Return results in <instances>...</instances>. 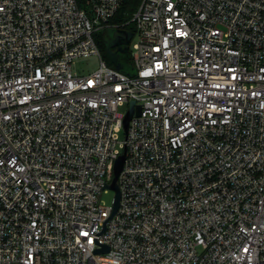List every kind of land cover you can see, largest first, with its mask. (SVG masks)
I'll list each match as a JSON object with an SVG mask.
<instances>
[{
  "label": "built area",
  "instance_id": "obj_1",
  "mask_svg": "<svg viewBox=\"0 0 264 264\" xmlns=\"http://www.w3.org/2000/svg\"><path fill=\"white\" fill-rule=\"evenodd\" d=\"M122 3L0 0V264H264V0H142L133 76Z\"/></svg>",
  "mask_w": 264,
  "mask_h": 264
},
{
  "label": "trees",
  "instance_id": "obj_2",
  "mask_svg": "<svg viewBox=\"0 0 264 264\" xmlns=\"http://www.w3.org/2000/svg\"><path fill=\"white\" fill-rule=\"evenodd\" d=\"M77 1H78V4L80 7L87 8L89 0H77ZM141 2H142V0H123V3H122V6L120 8L119 13L111 21L112 24H118V23L122 24V29L131 32L133 34V38L135 36V26H134V23L131 21V19H132L134 13L138 10ZM101 35H99L98 38H100L101 40H104L102 51H105V53L108 56V60H109V62L108 63L106 62V64L110 68H113L116 70L119 69V71L122 73H125L128 75H133L135 67H134V63H133V59H132L130 45H129V50H128L127 56H120V57H118V59H115V57H112V55L109 52V46H110L111 38L107 41L105 39L106 36L110 37L109 32L103 31L101 33ZM103 37H104V39H103ZM95 40H97L96 37H95ZM110 51L114 52V48H111Z\"/></svg>",
  "mask_w": 264,
  "mask_h": 264
},
{
  "label": "water",
  "instance_id": "obj_3",
  "mask_svg": "<svg viewBox=\"0 0 264 264\" xmlns=\"http://www.w3.org/2000/svg\"><path fill=\"white\" fill-rule=\"evenodd\" d=\"M132 39H133V34L129 31L122 30V29L112 30L111 31V40H110L111 42H110V46H109V52L112 55V57H115V59H118V57H120V56H127L128 50H129V45H130ZM111 48H118V49L116 52H111L110 51ZM118 71H119V69H118ZM134 74H135V70H134ZM133 75H130V76H133ZM134 113H135V102H132L128 112L126 113V116H125L124 122H123L124 123V131H125L126 135L128 134L129 124H130V121H131ZM126 153H127V149L125 148L123 154L119 156V158L117 159V161L115 163L114 179H113L112 183L110 185H107V187H106L107 189L112 190L116 193V201H115V205H114V211H113V214H112L110 219H112L115 216V214L117 213L118 208H119L120 189L118 186V179H119V176H120V174L123 170V167H124V163L126 160ZM108 251H109V248L105 246L102 250L97 251V253H105Z\"/></svg>",
  "mask_w": 264,
  "mask_h": 264
},
{
  "label": "rangeland",
  "instance_id": "obj_4",
  "mask_svg": "<svg viewBox=\"0 0 264 264\" xmlns=\"http://www.w3.org/2000/svg\"><path fill=\"white\" fill-rule=\"evenodd\" d=\"M103 31H108L109 34H110V37L106 36L105 39L106 41L109 40L111 38V30L110 29H102L100 31H97L95 37H96V41H97V45H98V48H99V51L101 53V56H102V59L105 61V62H109L108 60V56L107 54L105 53V51H102V47H103V44H104V40H101L99 37V35H101V33ZM102 36V35H101ZM135 38V37H134ZM104 39V37H103ZM133 41L130 43V50L132 51L133 50V44L135 43L136 39H132ZM75 67L76 69L83 73V74H89L91 72H93L94 70H96L98 68V59L93 57V58H86V59H78L75 63ZM127 110V105L121 107V112H126ZM126 140V133L124 131V129L120 132L119 134V145H118V149L123 152V148H122V145L123 143L125 142ZM115 197V192L112 191V190H109L107 192H105L103 195H102V201L106 204V205H111L112 203V200L113 198Z\"/></svg>",
  "mask_w": 264,
  "mask_h": 264
},
{
  "label": "flooded vegetation",
  "instance_id": "obj_5",
  "mask_svg": "<svg viewBox=\"0 0 264 264\" xmlns=\"http://www.w3.org/2000/svg\"><path fill=\"white\" fill-rule=\"evenodd\" d=\"M117 49H118V48H114V52H116V51H117Z\"/></svg>",
  "mask_w": 264,
  "mask_h": 264
}]
</instances>
